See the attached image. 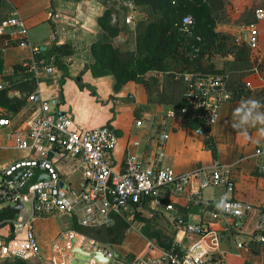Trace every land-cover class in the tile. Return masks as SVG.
I'll list each match as a JSON object with an SVG mask.
<instances>
[{"label":"built area","instance_id":"obj_1","mask_svg":"<svg viewBox=\"0 0 264 264\" xmlns=\"http://www.w3.org/2000/svg\"><path fill=\"white\" fill-rule=\"evenodd\" d=\"M124 4L128 12L123 21L125 24H133L134 5L131 1H124ZM254 15L256 21L236 24L232 28L231 36L236 45L257 51L258 23L264 21V8H255ZM59 17L58 13L53 14V19L57 20ZM186 18L191 17L183 16L177 27L184 35L192 36L193 22L187 23ZM114 20L113 18L112 21ZM2 33H8L17 45L30 47L32 57L23 62V66L32 71L35 77L40 73L59 77L61 72L52 62L47 63L43 58L36 59L39 47L30 43L28 27L16 9L11 10L9 15L0 21V34ZM54 38L52 34L51 39ZM196 39L200 40L198 36ZM193 51L197 52L198 48ZM182 76L186 105L181 109V113L188 119L199 121L200 124L194 131L206 136L205 131L217 122L221 106L231 99L227 89L228 76L196 72H184ZM244 83L247 88L252 87L250 81ZM30 100L38 106V112L31 117L26 127L12 128L11 119L0 115V134L2 130L8 129L6 135L11 141V146L27 152L24 157L0 169V204L15 205L17 201L21 204L15 216L6 220L11 234L5 242L0 243V261L13 258L29 260L39 255L35 221L42 217L67 215L79 226L99 227L111 224L113 216L119 215L125 218L131 227L133 209L136 206V210H140L143 199L161 205L162 193L170 192L188 208L200 203L209 204L208 200L202 197V189L209 185L222 186L226 193L233 191L234 185L228 169L218 164L199 168L193 173H178L165 165L163 159L169 132L164 127L153 139L150 160L140 161L127 152L124 169L115 170L110 160L118 144L114 129L107 125L77 128L69 114L61 109L60 99L43 97L39 89L31 94ZM168 116H174L173 110ZM136 124L141 125V120H137ZM133 144L138 145V142L134 141ZM254 154H264V149L259 147ZM67 158L74 160L69 173H79L82 177L78 186L72 184L68 176L63 177L58 166L59 162ZM20 168L24 170L19 177L11 178ZM34 168L45 170L49 180L33 182L29 185L27 194H22L20 190L34 174ZM261 168L264 171V165ZM194 178L198 179L196 185L193 184ZM221 200L224 203L223 212L231 217L241 219L253 210L251 205L237 201L230 195L221 197ZM173 208V203L165 204L166 210ZM175 224L185 235L195 236L190 244L183 247L178 239H173L171 245L161 249L158 255L139 253L129 262L119 258L113 245L101 243L74 230L65 232L66 238L62 245L64 249L70 250V239L75 236L77 246L89 252L101 251L106 258L104 262L90 255L87 264H201L204 257L217 247L218 237L215 231L190 224L181 217L175 218ZM256 229L260 242L264 243V214L259 216ZM52 246V264H58L60 258L63 259V264H72L76 255H79L72 251L64 255L57 240ZM149 248L146 251H149ZM75 261L76 264H83L77 258Z\"/></svg>","mask_w":264,"mask_h":264},{"label":"crops","instance_id":"obj_2","mask_svg":"<svg viewBox=\"0 0 264 264\" xmlns=\"http://www.w3.org/2000/svg\"><path fill=\"white\" fill-rule=\"evenodd\" d=\"M128 2L131 0H117ZM109 1L106 0H0V21L6 18L11 10L16 9L24 19L28 27V37L32 45H37L39 50L47 51L53 44L71 43L74 47V54L67 58L69 75L61 82L59 77H51L45 73H40L37 78V87L42 96L46 98L57 97L61 101V109L67 112L72 109L71 101H64L65 89L68 83L74 85V81L83 87L85 84L92 87L93 94L97 95V100L110 102L113 95L112 80L107 77H93L89 71L83 69L92 60L90 45L99 40L102 36V29L97 24V18L103 13ZM257 7L264 8V0H225L224 21L217 25V28L232 33L233 27L243 11H252ZM128 10V8H127ZM135 12V10H134ZM58 13L59 19H53V14ZM121 16V14H120ZM118 13L112 14V20H118ZM124 16L120 18L121 30L113 37L114 46L124 48L127 44L133 47V24H125ZM112 21V22H114ZM259 49L251 50L241 46L238 48L236 58L248 61L251 64L246 70L238 73L243 81L254 82L253 86H264V21L259 23ZM55 38L52 40L51 35ZM32 57L30 47H22L11 39L8 33L0 34V89L7 85L5 77H12L13 66L23 63ZM264 68V67H263ZM151 74V73H149ZM148 73L143 78L148 79ZM156 74V73H154ZM80 77L81 83L77 81ZM260 86V87H261ZM35 89V90H36ZM10 93H13L10 95ZM23 95L17 89H10V98ZM31 94L27 97L25 104L15 113L0 107V115H6L12 121V128L27 126L29 120L38 112V106L30 100ZM128 97V103H122L119 99ZM113 104L109 112L101 113L100 121L90 126L103 125L104 123L114 129L118 144L111 155V164L115 170L124 169V160L127 152L135 156L140 161L151 159L153 139L158 131L163 127L169 132L166 142L165 156L163 163L174 169L175 172L193 173L199 168L209 167L218 164L228 169L230 180L233 182V191L226 193L222 186H212V192L202 197L212 201L221 197L231 196L233 199L247 203L253 210L247 216L239 219L226 215L223 211L218 213L203 212L200 215H192L196 219L194 225L203 226L208 230L215 231L218 237L217 247L208 253L201 264H264V243L259 240V232L256 223L260 215L264 214V154L255 155V150L259 147L264 149V135L260 134V128L264 125L249 126V137L247 142L241 137L243 131L232 129L227 133L226 124L229 113L236 109L240 102L229 101L219 111V118L208 132L216 150V158L212 157L211 151L205 147L206 136L196 133L194 129L183 126V124L168 116L172 110L169 105L148 102L147 93L141 82L129 81L121 91L114 94ZM264 112V107L259 109ZM73 111V110H72ZM68 113V112H67ZM72 117V116H71ZM73 123L77 128L87 126L85 119H80ZM141 120V125L136 121ZM80 125L77 126L76 125ZM8 129L2 130L0 134V156L8 150H15L11 146V141L6 135ZM137 141L138 145L133 142ZM208 149V150H207ZM17 150V149H16ZM19 151V150H18ZM18 157H11L0 162L1 167H5L10 162L27 155L22 151ZM206 151H210L209 156ZM1 158V157H0ZM74 164L72 159H64L59 162L63 177L68 176L71 183L79 185L82 177L79 173L70 174L69 170ZM197 178L193 179L196 185ZM169 193V194H168ZM162 193L161 211L164 219L160 228L165 235L173 239H178L181 246L191 243L195 236H182L175 224V218L181 217L179 209L184 207L182 201L173 197L170 192ZM173 203V210H166V203ZM158 207L152 200H148L145 206L140 208L142 215L151 217L153 210ZM189 208V207H188ZM148 212V215H146ZM42 217L35 221V233L39 243L40 253L34 260L39 264H52L50 258L54 252L52 243L57 240L59 247L63 248L66 255L70 250L63 247L66 238L65 232L69 231L71 219L66 218L68 228L59 234H52L55 225L54 217ZM189 212L186 221L189 223ZM152 226L149 228L151 229ZM138 231L132 225L128 230L122 244L113 245L120 259L129 262L136 254L145 253L148 256H156L164 246L157 242V238L139 232L137 236L133 231ZM155 230V229H154ZM77 232V231H76ZM79 233V232H78ZM11 234V228L7 225L0 227V243L5 242ZM54 237V238H53ZM142 238V240H141ZM163 238V237H162ZM52 239V241H51ZM52 242V243H51ZM240 244V246L238 245ZM150 246L149 251H146ZM152 245V246H151ZM33 259V258H32ZM58 264H63V259H58Z\"/></svg>","mask_w":264,"mask_h":264},{"label":"trees","instance_id":"obj_3","mask_svg":"<svg viewBox=\"0 0 264 264\" xmlns=\"http://www.w3.org/2000/svg\"><path fill=\"white\" fill-rule=\"evenodd\" d=\"M106 1H109L106 3L108 5L97 18V24L103 33L99 40L90 45L92 60L84 67L83 72L89 71L93 77H107L112 80L113 95L109 97L110 100L114 99V94L119 93L127 82L139 81L145 87L148 102L169 105L174 119L179 120L185 127L195 129L200 122L188 119L181 113L186 105L183 96L184 72L227 75L230 101L253 99L250 96L251 91L238 76L240 71L248 69L251 64L236 58L237 50L241 46L234 43L231 34L217 28L224 21L225 0H131L135 10L133 47L127 44L124 48L114 46L111 40L121 30L119 22L122 15L120 16L115 7V0ZM114 12L119 15L116 22H112ZM186 15L193 22L192 36L184 35L177 27L181 18ZM253 21H256L254 10H246L241 13L237 24ZM197 36L200 40L196 39ZM194 48H198V51L194 52ZM74 52V47L69 42L53 44L47 51L39 50L36 59L43 58L47 63L52 62L61 72L62 82L69 75L67 58ZM13 70L12 77H5L7 85L0 89V107L15 114L35 91L37 78L23 63L14 65ZM147 73H151L148 79L143 78ZM10 89H17L23 95L10 98ZM126 99L129 100L128 97ZM208 132L209 129L205 131V147L211 150L215 159V146L208 138ZM147 202L148 199H143L142 207ZM179 211L181 218L186 221L188 208L181 207ZM14 216V211L7 206L0 207V227L5 226L6 220ZM154 218L153 214L150 218L145 217L140 210H136V206L133 209V222L140 223V228L146 235L154 236L159 245L168 248L172 238L160 229L149 228ZM162 218L164 219L163 215ZM69 229L101 243L119 245L125 240L130 223L119 215L113 216L111 224L99 227H82L71 219ZM0 264L29 263L28 260L13 258L1 260Z\"/></svg>","mask_w":264,"mask_h":264},{"label":"rangeland","instance_id":"obj_4","mask_svg":"<svg viewBox=\"0 0 264 264\" xmlns=\"http://www.w3.org/2000/svg\"><path fill=\"white\" fill-rule=\"evenodd\" d=\"M111 2H113V1H111ZM115 7L118 9V11L122 15V17L128 12V10H126L127 6L124 4V2H121L119 4V1L115 0ZM263 67H264V65H263ZM263 67H262V69H264ZM244 82H246V81H244ZM74 83H75L74 85H72L71 83H68L66 86L63 85V87H62L63 89H65L64 94L66 92V95L64 96V101H66V102L71 101V103H72L71 104L72 109H70V110L67 109V112H68L70 117L72 116L71 118H74L75 121L76 120L79 121L80 119H85L87 126H82V128L93 127L90 125H93V124L97 123L98 121H100L101 113H103V111H105V112L110 111L112 104H113V102H111L112 99L110 100L109 103H106L105 101L97 100V95L93 94V90H92L91 86L85 84L83 87H80L75 81H74ZM250 83L252 84V87L248 88L251 91L250 96L254 100L260 101V103L263 105V103H264V86L258 85L256 87H254L253 86L254 82H250ZM119 100L122 103H128V101H129L126 98H121ZM225 104H227V103H225ZM225 104H223V106ZM234 110H232L229 113V119L227 120V124H226L227 133L229 132L230 129H232L233 132L236 130L232 126L234 123V116H233ZM76 125H77V123H76ZM103 125H107V124L104 123ZM77 126H80V125H77ZM98 126H102V125H98ZM237 130L243 131V135L241 138L247 142L248 137H249V126L246 129H237ZM210 151H206V154L208 156H209ZM21 154H22V152L20 150L19 151L16 149L15 150H8V151L4 152L2 154V156H0L1 157L0 162L5 161L11 157H18ZM1 168H3V167H1ZM214 189L215 188H213L211 185H209L208 187L202 189V192L204 193V195H207L210 192H212ZM0 206L1 207L6 206V204H0ZM161 207L162 206L158 205V207L155 210H153L152 214L155 218H154V220H152V223L149 225V226H152L151 229L157 228V229L161 230L160 222L163 220L162 215H161L162 214ZM146 215H148V212H146ZM146 217H148V216H146ZM188 218H189L190 224L196 223V219L192 215L189 216ZM53 219H54L53 221H54L55 225L52 229V234L53 233L59 234L61 232H64V230H66L68 228V224H67L66 218L64 216H62V215L55 216ZM133 226L135 229L139 230L138 233L141 232L144 234V232L140 228L141 227L140 223L133 222ZM133 233H135V236L138 235L137 231H135V230L133 231ZM180 233L182 236H185V237L188 236V235H185L182 231H180ZM141 240H142V238H141ZM51 241H52V239H51ZM76 258L81 260L83 262V264H87V261L89 259L88 256H83V255H76L75 259ZM34 259L35 258L29 259L28 263L29 264H39L38 261H36ZM75 259H73L72 264H76Z\"/></svg>","mask_w":264,"mask_h":264},{"label":"water","instance_id":"obj_5","mask_svg":"<svg viewBox=\"0 0 264 264\" xmlns=\"http://www.w3.org/2000/svg\"><path fill=\"white\" fill-rule=\"evenodd\" d=\"M77 81L81 83L80 77L77 78ZM13 93H10V95H12ZM24 168H20L18 170H16L11 178H17L19 177V175L23 172ZM49 180V175L45 170H41L38 168H34V174L32 175V177L30 179H28V181L26 182V184L22 187V189L20 190V192L22 194H27L28 192V187L30 184H32L33 182H38V181H46ZM223 201L221 199H214L212 201H209V204L206 205L204 203H200L197 205H191L188 208V212L191 215H200L203 212H212V213H218V212H222L223 211ZM8 208H10L12 211H14V213H17L21 207V204L19 201H17V203L15 205H6ZM71 251L75 252L79 255H83V256H90L93 255L97 260L100 261H104L106 262V258L103 257L102 252L101 251H93V252H89L86 250H83L81 247L77 246L76 243V237L73 236L71 237Z\"/></svg>","mask_w":264,"mask_h":264},{"label":"clouds","instance_id":"obj_6","mask_svg":"<svg viewBox=\"0 0 264 264\" xmlns=\"http://www.w3.org/2000/svg\"><path fill=\"white\" fill-rule=\"evenodd\" d=\"M187 23H191V18H186ZM264 107L258 100L247 99L242 100L239 106L234 110L235 129H246L248 126H255L257 124L264 125V112L260 111ZM260 134L264 135V127L260 128Z\"/></svg>","mask_w":264,"mask_h":264}]
</instances>
